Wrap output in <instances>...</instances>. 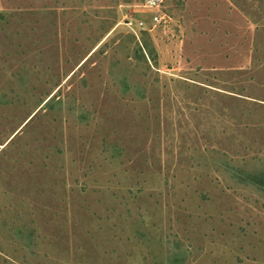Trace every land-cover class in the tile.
Wrapping results in <instances>:
<instances>
[{
  "label": "rangeland",
  "instance_id": "rangeland-1",
  "mask_svg": "<svg viewBox=\"0 0 264 264\" xmlns=\"http://www.w3.org/2000/svg\"><path fill=\"white\" fill-rule=\"evenodd\" d=\"M144 1L0 0V264H264V0Z\"/></svg>",
  "mask_w": 264,
  "mask_h": 264
},
{
  "label": "trees",
  "instance_id": "trees-1",
  "mask_svg": "<svg viewBox=\"0 0 264 264\" xmlns=\"http://www.w3.org/2000/svg\"><path fill=\"white\" fill-rule=\"evenodd\" d=\"M47 102L44 105H46ZM246 179V181H249L251 184H254L258 187L264 186V174H247Z\"/></svg>",
  "mask_w": 264,
  "mask_h": 264
},
{
  "label": "built area",
  "instance_id": "built-area-1",
  "mask_svg": "<svg viewBox=\"0 0 264 264\" xmlns=\"http://www.w3.org/2000/svg\"><path fill=\"white\" fill-rule=\"evenodd\" d=\"M160 2V0H145L144 4L146 7H153L156 6L158 3ZM159 17H155V20H157ZM140 25H142V22L139 23Z\"/></svg>",
  "mask_w": 264,
  "mask_h": 264
}]
</instances>
